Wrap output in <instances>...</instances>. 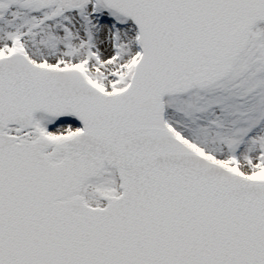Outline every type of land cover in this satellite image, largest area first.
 <instances>
[{
    "label": "snow or ice",
    "instance_id": "snow-or-ice-1",
    "mask_svg": "<svg viewBox=\"0 0 264 264\" xmlns=\"http://www.w3.org/2000/svg\"><path fill=\"white\" fill-rule=\"evenodd\" d=\"M0 264H264V0H0Z\"/></svg>",
    "mask_w": 264,
    "mask_h": 264
}]
</instances>
